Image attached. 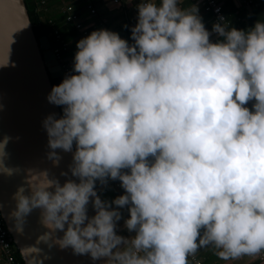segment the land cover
Listing matches in <instances>:
<instances>
[{"label": "clouds", "instance_id": "9594fccd", "mask_svg": "<svg viewBox=\"0 0 264 264\" xmlns=\"http://www.w3.org/2000/svg\"><path fill=\"white\" fill-rule=\"evenodd\" d=\"M181 3L138 0L131 42L104 28L77 41L72 71L47 95L62 114L42 121L53 165L57 150L71 153L67 178L25 169L12 194L18 229L39 209L49 247L103 264L264 253V21L238 29L220 16L210 32ZM9 140L7 176L19 169L4 163ZM109 180L123 192L102 199Z\"/></svg>", "mask_w": 264, "mask_h": 264}, {"label": "water", "instance_id": "95a60500", "mask_svg": "<svg viewBox=\"0 0 264 264\" xmlns=\"http://www.w3.org/2000/svg\"><path fill=\"white\" fill-rule=\"evenodd\" d=\"M61 75L48 37H37L34 32L25 1L0 0V139L10 137L4 163L19 168L11 176L0 174V215L23 264H103L89 255L75 254L70 247H49L40 239L47 229L41 224L39 209H34L19 229L12 216L16 208L12 194L24 182L25 169L47 168L61 183L67 178L61 171H68L71 153L57 150L61 159L53 165L47 158L48 137L42 126L48 114H62L61 107L47 100L51 78ZM100 188L97 186L98 191ZM88 214H94L91 204Z\"/></svg>", "mask_w": 264, "mask_h": 264}, {"label": "crops", "instance_id": "0c3cea01", "mask_svg": "<svg viewBox=\"0 0 264 264\" xmlns=\"http://www.w3.org/2000/svg\"><path fill=\"white\" fill-rule=\"evenodd\" d=\"M218 1L221 2L223 5L228 3L237 9H240L242 7L252 8L250 5L245 3V0H218ZM88 2L91 3L92 6L97 10L98 16H105L107 18L108 30L115 31L119 33V35L122 38L131 41V26H134L135 23L137 22L136 3L138 2V0H132L131 3L125 2V0H120L118 4H113L111 0H45V6L40 10H38L37 2L35 1L38 14L44 13L43 17L46 18L51 17L52 19H53V15L56 16L60 13L65 16L62 7L65 4H71L73 8L76 10V13L80 16L82 22L90 30L93 31L98 29V24L96 22V18L88 19L87 10L85 7V5ZM157 2H159V0H157ZM192 4H196L198 6L199 15L202 17L205 27L211 32L213 26V23L211 21V14L209 12L204 11L197 3V0H182L180 7L190 8ZM234 13H236V11H234ZM238 17L240 18V21L243 20L242 17L240 16ZM64 20L59 22L53 19V22L56 24L58 30L62 33L63 38L67 41L68 50L67 52L64 53V60L68 64V66L71 69H73L74 56L77 51L76 43L83 36H81V34L78 33V31L72 26L70 22ZM42 23L44 22L42 21ZM48 34H49V30H48ZM47 37L50 41V36L47 35ZM210 38L212 40H216L217 35L214 32H212ZM249 107H251V103L249 104ZM111 182L113 181L109 180L107 186L100 185L101 188L98 192L102 199L112 200L114 197H116L117 195L123 192V189L120 186L117 188L110 187ZM124 215L127 216L126 210L124 211ZM117 231L119 234L123 236L130 235V233L123 226V220H121L118 223ZM196 254L200 256L206 264H262L259 262V260L256 257H247V256L236 261H223L220 260L215 255V250L211 248L201 249ZM189 264L192 263L189 261Z\"/></svg>", "mask_w": 264, "mask_h": 264}, {"label": "built area", "instance_id": "2783aa9c", "mask_svg": "<svg viewBox=\"0 0 264 264\" xmlns=\"http://www.w3.org/2000/svg\"><path fill=\"white\" fill-rule=\"evenodd\" d=\"M37 2L38 10L42 9L45 6V0H35ZM113 4H118L120 0H111ZM197 3L200 7L211 14L212 23L216 22L220 16L225 17V23L231 27V21L222 11V3L218 0H197ZM245 3L250 5L251 7L262 6L264 7V0H245ZM87 10L88 19L96 18V22L98 24V29L107 27V18L105 16H98L97 10L92 6L91 3H87L85 5ZM62 10L65 14V20L70 22L72 26L78 31L81 36L85 37L92 32L81 20L80 16L76 13V10L73 8L71 4H65L62 7ZM43 14H40V19L45 21L49 25V36L50 40L54 41L55 44H51V52L54 55V58L57 60L58 64L61 67L62 76L64 77L66 74L70 73L72 69L68 66V64L64 60V53L68 50L67 41L63 39L62 33L56 27V24L51 19H45ZM237 23L235 28L240 29V18L236 17ZM120 186V182L118 180L110 183V187L117 188ZM11 235L6 229L3 219L0 215V264H17L14 256L15 245L12 243ZM17 250V249H16ZM260 263L264 264V253H261L259 257H256ZM189 261L192 264H206L200 256L195 254V256H190Z\"/></svg>", "mask_w": 264, "mask_h": 264}, {"label": "trees", "instance_id": "16d2710c", "mask_svg": "<svg viewBox=\"0 0 264 264\" xmlns=\"http://www.w3.org/2000/svg\"><path fill=\"white\" fill-rule=\"evenodd\" d=\"M24 1L26 4V7H27L29 18L33 24V29H34L36 36L40 37L43 35H46V36L49 35L48 34L49 25L45 21H43L44 23H42V21L40 19V14H38V11H37L35 1L34 0H24ZM222 11L226 15V17L229 18V20H232L231 21L232 27H234L236 25V23H237L236 17H238V16L242 17V19H243L239 22L241 29H247V28L253 26L257 20L264 21V7H262V6H257V7H252V8L242 7L240 9H237V8H234L233 6H231L230 4L226 3L224 5L222 4ZM234 11H236V13H234ZM235 15H237V16H235ZM64 18H65V16L61 13L56 15V16L53 15V19L57 20L59 22L63 21ZM45 19H46V17H45ZM49 19H51L53 21V19L51 17ZM50 42L52 45L55 44L54 41L50 40ZM65 52H67V50ZM63 78L64 77L62 75L55 77V78H51V82L53 85H55V84L60 83ZM99 185L100 184L98 183L97 186H99ZM11 243L13 244V242H11ZM14 256H15V260H16L17 264H23V261H22L20 255L16 249L14 252Z\"/></svg>", "mask_w": 264, "mask_h": 264}]
</instances>
